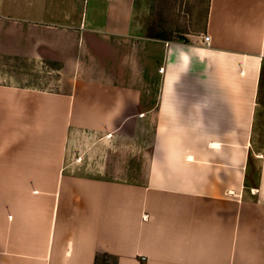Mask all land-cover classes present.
<instances>
[{"label": "crops", "instance_id": "1", "mask_svg": "<svg viewBox=\"0 0 264 264\" xmlns=\"http://www.w3.org/2000/svg\"><path fill=\"white\" fill-rule=\"evenodd\" d=\"M148 1L0 0V264H264V0Z\"/></svg>", "mask_w": 264, "mask_h": 264}, {"label": "rangeland", "instance_id": "2", "mask_svg": "<svg viewBox=\"0 0 264 264\" xmlns=\"http://www.w3.org/2000/svg\"><path fill=\"white\" fill-rule=\"evenodd\" d=\"M148 8L153 10L155 19L153 23L161 28V26H168L170 21L173 25H182L186 20V14L192 12L194 8H204L205 0H150L148 1ZM162 11L164 12V24L162 23ZM152 16V15H151ZM181 16V18L179 17ZM157 18V20H156ZM156 20V21H155ZM183 20V22H182ZM175 23V24H174ZM12 67L10 69H16L23 72L26 75V79L31 82H35L42 88H50L55 84V78L58 75L56 70L51 69L48 63H29L23 61H11L9 63ZM14 66V67H13Z\"/></svg>", "mask_w": 264, "mask_h": 264}, {"label": "built area", "instance_id": "3", "mask_svg": "<svg viewBox=\"0 0 264 264\" xmlns=\"http://www.w3.org/2000/svg\"><path fill=\"white\" fill-rule=\"evenodd\" d=\"M208 40H209V36L208 35H206V36L203 37V42L207 43Z\"/></svg>", "mask_w": 264, "mask_h": 264}]
</instances>
